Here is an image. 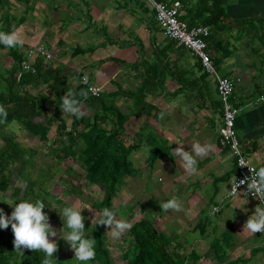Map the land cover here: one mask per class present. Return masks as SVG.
<instances>
[{
  "label": "rangeland",
  "instance_id": "obj_1",
  "mask_svg": "<svg viewBox=\"0 0 264 264\" xmlns=\"http://www.w3.org/2000/svg\"><path fill=\"white\" fill-rule=\"evenodd\" d=\"M68 2L79 4V6L82 3L83 12L88 11L83 0H68ZM56 3L55 0H30L25 22L20 20L26 9L25 4H17L14 8L1 7L0 15L2 12L8 11L9 13L11 10L16 13V20L14 24H10L12 26L10 28L11 31L18 29L25 41L24 45L19 47L25 63L33 66L35 61H42L46 66L65 74V79L68 83L70 82L71 88L83 85L86 90L87 84L82 83V78L87 76L78 75L76 72L73 75L69 68L72 51L77 44L78 26L74 20L79 17V13L75 10L70 11L69 7L67 8L69 12H65L61 17L60 14L55 13ZM8 27L7 22L2 23L0 20V30L6 31ZM121 32L129 34L128 37L132 35L128 31L122 30ZM105 33H107L106 30ZM42 51L49 54L51 58L47 60L40 57L39 52ZM12 65L13 58L10 55V48L0 44V92L6 89V78ZM142 80L143 78L138 73L134 76L126 75V77L113 81L105 91H108V94H114L120 89L135 91L141 87ZM164 88L166 89V86ZM27 91L49 108L47 117L41 116L36 119V122L45 125L46 137L42 140L39 135L32 134L16 121L0 123V150L4 146V138H12L18 146L26 150L25 157L11 165L12 185L4 192L6 197L2 196L3 193L0 194L3 199L0 201V207L10 214L13 207L7 202L15 200L12 197L14 183H21L25 187L26 180H31L35 184V192L39 194V199L46 203L44 211L49 214V221L55 229L63 228L59 210L63 206L76 204L85 207L82 210V215L86 217L85 235L90 237L98 225V223L92 224V221L95 213L97 218L100 216L103 191L87 180V172L82 163L84 151L82 141L76 147L77 158L61 155L63 146L68 143L66 133L71 131L73 115L63 112L59 106L60 100L54 96L47 85L27 87ZM148 100L164 107L162 102L156 99L154 101L151 95ZM165 101L166 99L163 102ZM104 103L107 108L127 119L123 123V131L119 134L117 143L120 149L131 148L127 157L130 174L121 177L115 187L116 196L113 206L117 219H124L133 225L134 221L146 215L152 223L162 222L164 233L175 244L181 245L178 253L186 258L185 264H223L235 259L241 261L238 264H264V252L261 251L264 247V232L256 234L242 232L245 221L255 208L247 200L237 202L233 204V206L236 205L233 212L225 211L223 224L212 225V222L219 221L217 214L219 209L233 206L231 204L217 205V202H211L204 190L205 187L201 184H194V190L190 188L191 173H179L178 158L180 157L171 152L170 148L168 151L165 129H160L158 125L152 127L149 123L154 122L152 119L149 121L145 117L140 119V117L133 116L132 100L122 96H107L104 98ZM83 105L86 112L85 117L92 119L95 113L100 111L99 106L91 107L88 103H83ZM55 111L67 126L65 133L59 132L56 121L48 119ZM108 113L111 115L110 112ZM99 124L106 132L114 128L109 117ZM160 130H164L163 133ZM155 135H159L161 141L166 142V146L160 145L159 141L154 139ZM157 151H163L165 155L151 163V158ZM184 182L189 185H185ZM172 196L180 201L181 209L163 210L159 202ZM237 208L240 210L236 211ZM200 210H205L210 218V224L204 233L201 232L202 220L198 221ZM108 228L109 226L104 233V243L110 253L111 264H128L136 254L130 229L126 230L120 238L113 239L107 232ZM8 229L4 231V235L11 234L12 236L10 242L14 249L10 255L11 262H25L33 249H24V253L17 252L13 244V231L11 227ZM64 230H67L66 226ZM228 230L232 232L229 243H224L221 246L222 249L212 248V243L217 240L218 236L222 233H229ZM50 239L57 242L58 247L55 254L61 258L63 264H94L77 261L74 257V250L59 235V232L56 237H50ZM257 250L259 253L255 252Z\"/></svg>",
  "mask_w": 264,
  "mask_h": 264
},
{
  "label": "crops",
  "instance_id": "obj_2",
  "mask_svg": "<svg viewBox=\"0 0 264 264\" xmlns=\"http://www.w3.org/2000/svg\"><path fill=\"white\" fill-rule=\"evenodd\" d=\"M67 1L55 0L57 3L54 9L61 17L69 12V7L70 11L79 13V17L74 20L78 33L69 66L72 74L76 72L87 76L92 86L100 88L101 93L108 94L105 89L117 78L137 73L143 78L147 70L159 68L158 57L163 52L168 65L167 72L160 82L152 81L153 91L146 98V102L156 110L150 116L141 115L135 108L133 99L125 95L122 97L133 101V116L140 119L145 117L149 121L152 119L154 122H149L152 127L158 125L160 129H165L168 151L170 148L173 152V148L181 145L185 150H191V145L195 142L213 146L206 155L196 157L197 172L191 173L192 190L194 184L203 185L208 199L217 202V205L233 206L237 202L246 201L247 199L230 198L225 194L224 185L234 178L235 165L228 150L219 144L222 111L216 82L212 76L202 73L199 60L187 49L178 47L176 43L175 46L172 45L173 40L164 35L143 0H83L88 7L86 12L81 9L82 3L79 6ZM17 4H25L26 9L20 18L25 22L30 0H0V8H14ZM195 4L196 0H190L186 6L182 5L180 18L187 16V13L190 17L196 15ZM87 13L90 19H86ZM0 20L2 23L7 22L9 27L6 31H11L10 24H14L16 13L12 10L9 13L2 12ZM87 22L100 30L105 29L107 36L87 29ZM208 28L211 41L208 49L217 73L236 81L233 104L240 109L235 120L237 136L248 159L260 166L264 164V103L255 105L254 101L264 93V0H226L225 17ZM122 30L130 32L131 37L122 33ZM171 45L173 47L170 48ZM76 49L83 52L74 55ZM69 83L67 82L68 86L73 89ZM142 86L143 80L141 87L135 91L120 90L132 93L139 91ZM150 95L154 101L156 99L162 102L164 107L148 100ZM161 112L165 113L163 118L159 115ZM160 131L163 133L164 130ZM154 139L163 147L166 146L159 135H155ZM228 160L231 167H226ZM178 167L179 173L188 172L181 158H178ZM226 186L229 187L230 183ZM247 201L253 208L256 207V203ZM234 209L236 205L219 209V221L212 222V225L223 224L225 211L233 212ZM239 210L237 208L236 211ZM198 217L205 230L210 224L209 214L200 210ZM230 232L218 236L226 238L220 246L229 243L232 237ZM262 251L264 252V247Z\"/></svg>",
  "mask_w": 264,
  "mask_h": 264
},
{
  "label": "trees",
  "instance_id": "obj_3",
  "mask_svg": "<svg viewBox=\"0 0 264 264\" xmlns=\"http://www.w3.org/2000/svg\"><path fill=\"white\" fill-rule=\"evenodd\" d=\"M177 1H180L184 6L190 3V0ZM225 5L226 0H196L194 6L196 15L190 17L189 13H187L189 18L185 16L180 19L187 22L190 27L199 25L205 27L214 26L225 17ZM86 15V19H90L89 13ZM204 15L206 17L203 18ZM200 17L201 20H198ZM197 21L201 23L198 24ZM86 27L106 36L105 29L98 30L90 22H87ZM206 42L207 46L210 47L211 41L209 37ZM172 45L175 46L174 41ZM172 45L169 47H173ZM82 52V50L76 49L73 54L77 55ZM10 55L13 58V65L6 78V89L0 92V103L4 104L8 110L7 119L3 123L16 121L32 134L39 135L42 140L45 139L47 129L43 123L36 122V119L41 116L47 117L49 108L39 98L27 91V87H35L40 84L47 85L58 100H61V97L66 93L73 92L77 94L83 103H88L91 107H100V111L96 112L92 119L85 116L82 118L73 116L71 131L66 133L68 143L63 146L61 155L77 158L76 147L81 141L84 143L82 163L87 172V180L103 191L102 209L109 207L116 211L113 206V200L116 196L115 187L121 177L130 174L127 157L131 152V148L120 149V145L117 143V138L123 131V123L127 119L107 108L104 98L107 96L125 95L133 99L135 108L141 115L150 116L156 108L146 102V98L153 91L152 81L160 82L167 72L168 65L164 60V53L161 52L158 57L159 68L155 67L146 71L143 77V86L139 91L126 93L118 90L114 94L100 93L98 96H87L86 98L79 96L80 91L84 89L83 85L70 89L66 82L65 74H61L58 70L46 66L42 61H35L32 66L34 72L23 71L24 57L19 47L10 48ZM106 117H109L114 124V128L109 132L102 130L99 124ZM48 119H53L57 122L60 133L66 132L67 126L64 120L57 116L56 111ZM3 141L4 146L0 150V194L6 192L12 185L10 178L11 165L26 155V150L18 146L12 138H4ZM164 155L165 152L163 151L155 152L151 158V163L161 159ZM12 197L18 203L21 199H39V194L35 192L34 182L26 180L24 190L21 191L19 188H14ZM8 228H0V264H42L44 253L39 250H33L25 262H11L10 255L14 249L10 242L12 236L11 234L4 235V231L9 230ZM106 228L107 225L98 223L91 233L90 237L95 239L96 256L90 263L111 264L110 253L104 243ZM204 228V224H201L202 233H204ZM130 236L135 245L136 254L128 264H185L186 258L178 253L181 245L175 244L164 233L162 222L152 223L144 215L139 220L134 221L130 228ZM224 240H226L225 236L219 237L218 240L212 243V248L222 249L219 244L224 242ZM255 252L259 253V250ZM54 256L56 258L55 264H63L58 255L54 253ZM239 262V259H235L228 260L223 264H238Z\"/></svg>",
  "mask_w": 264,
  "mask_h": 264
},
{
  "label": "clouds",
  "instance_id": "obj_4",
  "mask_svg": "<svg viewBox=\"0 0 264 264\" xmlns=\"http://www.w3.org/2000/svg\"><path fill=\"white\" fill-rule=\"evenodd\" d=\"M25 41L22 38L18 29L12 31L0 30V44L9 48L22 47ZM87 82V77H85ZM95 92V89H92ZM89 90L82 89L79 96L87 97ZM60 108L65 113L72 114L76 118H82L86 115L84 105L76 93L68 92L61 97ZM160 117L163 118L165 113L161 112ZM8 116V110L4 104L0 103V123H3ZM213 146L211 144H201L195 142L191 145V150H185L181 145L173 148V153L180 157L184 162V168L190 173L197 172L196 157L206 155ZM240 166L248 165L247 161L241 157L238 161ZM226 167H231L230 160L226 161ZM250 167V166H249ZM251 176L245 175L241 179H230L228 183L231 187L224 185L225 194L235 197L241 195H251L260 201L248 216L243 225V231L249 234L264 232V164L257 168L250 167ZM240 185H246L245 189H240ZM15 188L24 190L21 183H14ZM3 197L5 193L2 194ZM0 201H3L0 197ZM12 205L13 210L10 214L6 213L4 208L0 207V228L6 229L11 225L14 234L13 244L15 250L24 253V249L39 250L44 253L42 264H55L54 253L57 250L58 244L50 237L59 235L65 239L70 247L74 250V257L80 262H91L96 256L95 239L85 235V219L82 215V210L85 207L77 206L76 204L63 206L59 210V214L63 220V228L55 229L49 221V214L44 211L46 203L42 199H21L18 203L15 200L7 202ZM160 207L167 211L169 209L180 210L182 205L180 201L172 196L167 200L159 202ZM52 207V206H51ZM55 208V207H52ZM56 209V208H55ZM248 211V209H244ZM97 223L107 225L108 233L113 239L120 238L124 232L132 227V225L124 219H117L116 212L109 207L101 210L99 218L96 213L92 224ZM65 226L67 230L65 231ZM23 246V247H22Z\"/></svg>",
  "mask_w": 264,
  "mask_h": 264
},
{
  "label": "built area",
  "instance_id": "obj_5",
  "mask_svg": "<svg viewBox=\"0 0 264 264\" xmlns=\"http://www.w3.org/2000/svg\"><path fill=\"white\" fill-rule=\"evenodd\" d=\"M145 6L151 11L154 19L164 35L173 40L178 47L187 49L194 57H196L201 65L202 73L210 75L216 82V90L221 104L222 124L219 129V144L221 147L228 150L234 160L235 176L237 179L243 178L245 175L251 176L250 167L257 168L259 166L253 164L247 157L245 150L241 144L235 130V120L240 112L233 104V95L235 92L236 81L230 77L221 76L217 73L215 64L208 52L206 39L210 35V30L205 26L190 27L185 21L180 19L182 4L180 1L166 2L163 0H143ZM39 56L45 59H50L51 56L45 51L39 52ZM23 71L34 72L32 65L23 63ZM82 83L87 84L86 90H89V95L98 96L101 89L90 84L89 80L85 82V77L82 78ZM95 89V92L92 91ZM264 103V93L261 94L254 104ZM243 157L248 165L240 166L238 161ZM233 178V179H234ZM231 187V184L229 188ZM246 185H240V189H245ZM241 195L235 197L244 198L259 204L260 201L254 196ZM230 198H235L228 196Z\"/></svg>",
  "mask_w": 264,
  "mask_h": 264
}]
</instances>
